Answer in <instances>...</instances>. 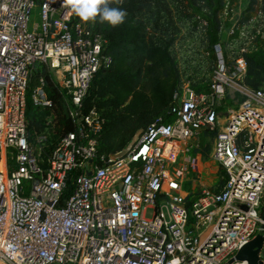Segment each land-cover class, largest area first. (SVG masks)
<instances>
[{
    "label": "built area",
    "instance_id": "obj_1",
    "mask_svg": "<svg viewBox=\"0 0 264 264\" xmlns=\"http://www.w3.org/2000/svg\"><path fill=\"white\" fill-rule=\"evenodd\" d=\"M228 1L212 51L191 60L179 50L171 120L105 155L102 116L82 104L106 40L63 0H0V264H227L256 236L264 240V84H246L264 12L257 5L245 18ZM194 24L199 41L205 17L181 36ZM40 66L54 74L74 125L54 144L52 113L44 132L28 131L27 86ZM42 86L33 104L50 108ZM226 98L235 106L219 113ZM208 132H216L209 157L223 171L213 187L187 179V163H178Z\"/></svg>",
    "mask_w": 264,
    "mask_h": 264
},
{
    "label": "trees",
    "instance_id": "obj_2",
    "mask_svg": "<svg viewBox=\"0 0 264 264\" xmlns=\"http://www.w3.org/2000/svg\"><path fill=\"white\" fill-rule=\"evenodd\" d=\"M259 2L250 0L245 11L252 12L259 5L264 12V0ZM224 5L225 0H121L110 6L126 10L122 24L110 28L97 21L88 22L92 32L102 35L107 42L105 59L101 60L82 104L84 111L95 108L102 116L99 153H119L157 120H171L174 95L181 83L175 56L180 50L176 44L185 39L181 36L182 30L194 18L205 17L208 27L197 36L204 47L212 49L220 40L218 33ZM197 28V24L188 28L186 38L191 39ZM246 61V84L257 90L264 84V63L255 54L247 56ZM40 80L52 102L50 108L41 109L33 104L31 94ZM69 109L49 70L45 66L34 67L26 93L28 131L44 132L46 119L52 113L57 133L51 138L54 144L58 134L74 130ZM205 134L215 136L216 132ZM210 151L211 147L206 148L205 154L209 155ZM221 183L220 178L218 184ZM71 188L68 187L65 195Z\"/></svg>",
    "mask_w": 264,
    "mask_h": 264
},
{
    "label": "rangeland",
    "instance_id": "obj_3",
    "mask_svg": "<svg viewBox=\"0 0 264 264\" xmlns=\"http://www.w3.org/2000/svg\"><path fill=\"white\" fill-rule=\"evenodd\" d=\"M228 2L230 7L233 8L234 12L238 10L243 13L246 12L245 10H247L250 0H229ZM176 48L178 50L180 49L183 52L184 56L189 55L188 59L191 60H193L195 57L198 58L201 49L206 51H212V49L204 47V45H202L201 42H199L198 40L187 39L186 36L185 39L181 40L176 44ZM177 53L179 55L180 51H177ZM254 54L256 55L258 60L264 63V42L261 44L259 50ZM175 59L177 60V63H179V58L177 55L175 56ZM226 99L224 100L226 103L224 102L219 106V113L223 114L225 112L224 107L228 106L230 108L231 106H235L234 102L231 104L230 100ZM214 137L215 136H212L210 134H203L197 141L193 142V144L191 145L190 153H185V156H181L178 160V163L181 161L182 163H187V179L193 180V178L195 179L197 178V176H200L201 181H199V183H202L206 187H213L214 184L220 179L216 177L222 175L220 174V171L223 173V171L210 159L209 155L205 154V149H210V147H212ZM195 150H199V152L194 153ZM200 154L202 156H200ZM201 167L206 169V173H208L207 176L201 174ZM204 180L206 183H204ZM190 188L191 185L188 181L182 185V189L184 190L189 191ZM151 214V210H147L146 217H150Z\"/></svg>",
    "mask_w": 264,
    "mask_h": 264
},
{
    "label": "clouds",
    "instance_id": "obj_4",
    "mask_svg": "<svg viewBox=\"0 0 264 264\" xmlns=\"http://www.w3.org/2000/svg\"><path fill=\"white\" fill-rule=\"evenodd\" d=\"M121 0H63L62 7L69 10V15L77 16L82 22L97 21L101 25L115 28L122 24L127 16L126 10L111 7ZM256 216L255 211L251 213Z\"/></svg>",
    "mask_w": 264,
    "mask_h": 264
},
{
    "label": "water",
    "instance_id": "obj_5",
    "mask_svg": "<svg viewBox=\"0 0 264 264\" xmlns=\"http://www.w3.org/2000/svg\"><path fill=\"white\" fill-rule=\"evenodd\" d=\"M105 56V50L101 53V57ZM245 210L244 206H240ZM247 261L248 264H264V240L263 237L258 235L247 244L242 246L234 258L230 259L227 264H231L234 261Z\"/></svg>",
    "mask_w": 264,
    "mask_h": 264
},
{
    "label": "crops",
    "instance_id": "obj_6",
    "mask_svg": "<svg viewBox=\"0 0 264 264\" xmlns=\"http://www.w3.org/2000/svg\"><path fill=\"white\" fill-rule=\"evenodd\" d=\"M251 14V11H246V12H244L243 13V15H244V17L246 18V17H248L249 15ZM52 76H53V78H54V74H52ZM200 156H202L201 154H200ZM182 162V161H181ZM202 169H201V174H204V175H208V173H206V169H204L203 167H201ZM216 178H218V177H216ZM190 180V179H189ZM192 180V179H191ZM197 181L199 182V181H201V177L200 176H198V178H197ZM204 183H206L205 182V180H204ZM202 184V183H201ZM203 185V184H202ZM205 186V185H204ZM183 191H185L186 193L188 192L187 190H183Z\"/></svg>",
    "mask_w": 264,
    "mask_h": 264
}]
</instances>
